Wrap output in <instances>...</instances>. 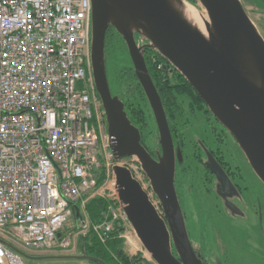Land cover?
I'll return each mask as SVG.
<instances>
[{
    "label": "built area",
    "instance_id": "obj_1",
    "mask_svg": "<svg viewBox=\"0 0 264 264\" xmlns=\"http://www.w3.org/2000/svg\"><path fill=\"white\" fill-rule=\"evenodd\" d=\"M92 8V0H0V264H27L18 250L67 248L63 229L97 188ZM107 198L102 222L81 221L102 243L115 230L125 238L129 223L116 189Z\"/></svg>",
    "mask_w": 264,
    "mask_h": 264
},
{
    "label": "water",
    "instance_id": "obj_2",
    "mask_svg": "<svg viewBox=\"0 0 264 264\" xmlns=\"http://www.w3.org/2000/svg\"><path fill=\"white\" fill-rule=\"evenodd\" d=\"M199 1L210 16L207 35L185 16V0H92L93 77L106 113L109 146L117 160L138 157L161 201V211L126 165L112 166L115 189L136 235L156 264L204 261L192 245L175 188V143L163 99L146 64V47L155 49L184 75L264 182V36L241 0ZM110 27L126 42L153 110L162 147L158 159L142 143V133L131 122L124 100L110 88L105 54ZM75 209L80 217L79 206ZM73 257L108 264L85 252Z\"/></svg>",
    "mask_w": 264,
    "mask_h": 264
},
{
    "label": "flooded vegetation",
    "instance_id": "obj_3",
    "mask_svg": "<svg viewBox=\"0 0 264 264\" xmlns=\"http://www.w3.org/2000/svg\"><path fill=\"white\" fill-rule=\"evenodd\" d=\"M187 105L190 110L180 113L184 121H174L170 128L176 154L175 188L185 222L191 197L201 225L199 242L187 225L192 245L204 264H264V182L209 107L196 108L190 101ZM158 151L162 152L161 144L151 153L156 159ZM206 240L207 249L202 245Z\"/></svg>",
    "mask_w": 264,
    "mask_h": 264
},
{
    "label": "rangeland",
    "instance_id": "obj_4",
    "mask_svg": "<svg viewBox=\"0 0 264 264\" xmlns=\"http://www.w3.org/2000/svg\"><path fill=\"white\" fill-rule=\"evenodd\" d=\"M185 2H188L190 4H193L195 6H198L201 10L206 9L203 4L200 3L199 0H195L193 3L189 0H185ZM241 2L244 3L245 9L247 13H249L251 19L253 20L254 24L258 26L259 31L261 32L262 36H264V0H241ZM202 10V11H203ZM207 14V12H206ZM115 44L113 47H110L108 49V58H107V74L110 79V88H112V92L114 95L122 96V99L124 102L128 105L126 107V110L131 114V109L133 107H136L138 109H141L144 111L145 121H147V127L144 133L145 136V144H147V148L150 151H153V153L160 148L159 143V132H158V126L157 121H155L153 110L150 107L149 100L147 98V101H143V99L138 94H132L125 96L123 95L122 89L119 87L120 85V70L124 67H134V64L132 62V58L130 56V53L128 52V47L126 42H124L121 35L118 34V36L115 39ZM184 108L185 110H190V108L187 105V102L185 103ZM93 109L95 107L93 106ZM96 112L98 115V121L100 123V132L102 134V149L100 153L98 154V164L95 167V176L96 179H98L102 173L106 174L105 182L98 186L95 190L91 192L89 195H85L81 198L79 201L80 203V217L76 216V212H73L72 217L70 218L67 225L64 227L62 235L69 238L71 240L70 245L67 248H57L52 250H24V260L27 264H98L96 262L89 261L87 259H78L73 256H79L82 255L81 250V237L88 234L82 233V227H81V221L85 220L86 222L92 224L93 221L90 218V215H88L86 210V203L88 200H90L92 197H103L109 203V199L107 197H110L114 193L115 189V178L113 174V168L112 166L115 164L119 165H126L127 167L131 168L134 177H137L142 182V185L145 190L148 191L151 200L155 203V205L158 206L159 211L161 210V201L158 200L156 194L151 188L150 180L146 177V174L141 167V163L137 156L135 157H125L124 159H115L113 157L112 150L109 146V134L107 131V123H106V113L104 111L102 100H100V96L97 95L96 97ZM184 121V119H183ZM182 126H187L186 123H182ZM187 132L188 130H184ZM235 150V146L233 147V151ZM98 181V180H96ZM188 196H190V192L186 193ZM181 196L185 200V194L183 191H181ZM189 203L188 211H191L188 213L187 216V225L189 228V231L193 235L194 240L198 241V238H201L198 234V230L201 225L197 224V217L195 211L196 202L191 197L187 199ZM186 201V200H185ZM195 214H193V213ZM83 219H80L82 218ZM127 230L125 233L123 248L125 249L126 253L130 255H136L139 252L143 253V257L146 259L155 262L154 258H152L149 253L146 251L145 247H143L139 236L136 235V232L133 228V225L130 224V222L127 224ZM135 239V241H134ZM101 241V240H100ZM206 240L202 243V245L207 244ZM199 242V241H198ZM218 243L220 244L221 249L224 248L225 244H223L220 236L218 237ZM134 247V248H133ZM207 249V245H206ZM210 259V258H209ZM145 264V263H143ZM156 264V263H155Z\"/></svg>",
    "mask_w": 264,
    "mask_h": 264
},
{
    "label": "trees",
    "instance_id": "obj_5",
    "mask_svg": "<svg viewBox=\"0 0 264 264\" xmlns=\"http://www.w3.org/2000/svg\"><path fill=\"white\" fill-rule=\"evenodd\" d=\"M189 1L193 3L195 0ZM118 34L119 33L115 31L113 27L108 29L105 42V54L107 55V58L108 49L114 46ZM139 37V35H136L137 39H139ZM144 52L150 75H152L153 81L158 87L160 96L163 99L164 109H166L170 126H172L174 121L177 122L179 119L180 121L181 119H185V116L180 115V113L186 109L184 108L186 102L188 104V101H190L192 106H195L196 108L206 107L203 98L198 95L194 87L186 80L184 75L169 63L166 58L150 47H146ZM119 87L122 89L124 93L123 95L128 96L138 94L143 101H147L145 91L135 74L134 67H124L120 70ZM120 99H122V96ZM127 106L128 105L125 103V109ZM131 110V114L127 110L128 116L131 122L139 127L140 132L142 133V143L147 147L144 136L147 121H145L144 111L136 107H133ZM176 126H178V124ZM150 152L153 154V151ZM105 178L106 174L102 173L97 179V185L101 186L106 181ZM79 203L80 202L77 204L80 207ZM108 205L109 203H107L103 197H92L87 201L86 210L93 223H100L103 221L104 212H106ZM124 241V238L118 236V230H115V232L111 234V238L102 243L96 233L92 230L81 237V250L88 255L101 258L108 264H155V262L143 257L142 252H139L136 255L127 254L123 248Z\"/></svg>",
    "mask_w": 264,
    "mask_h": 264
},
{
    "label": "bare ground",
    "instance_id": "obj_6",
    "mask_svg": "<svg viewBox=\"0 0 264 264\" xmlns=\"http://www.w3.org/2000/svg\"><path fill=\"white\" fill-rule=\"evenodd\" d=\"M183 5L185 16H187L197 27H200L204 34L207 35L206 22L210 20V16L206 14L207 11L205 12V10L203 9L202 11L198 6H195L188 2H184Z\"/></svg>",
    "mask_w": 264,
    "mask_h": 264
},
{
    "label": "crops",
    "instance_id": "obj_7",
    "mask_svg": "<svg viewBox=\"0 0 264 264\" xmlns=\"http://www.w3.org/2000/svg\"><path fill=\"white\" fill-rule=\"evenodd\" d=\"M81 208V207H80ZM75 211H76V209H75ZM76 216H77V212H76ZM79 217V216H78Z\"/></svg>",
    "mask_w": 264,
    "mask_h": 264
}]
</instances>
